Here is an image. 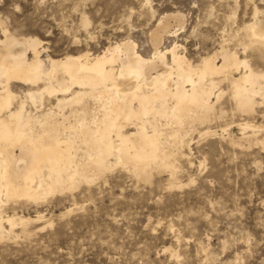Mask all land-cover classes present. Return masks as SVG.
Masks as SVG:
<instances>
[{
    "label": "rangeland",
    "instance_id": "374dc122",
    "mask_svg": "<svg viewBox=\"0 0 264 264\" xmlns=\"http://www.w3.org/2000/svg\"><path fill=\"white\" fill-rule=\"evenodd\" d=\"M0 18L14 35L42 40L43 58L119 41L150 57L151 33L169 21L161 49L177 43L197 63L238 28L264 22V0H0ZM239 51L264 70V47ZM222 87L217 116L198 125L174 178L116 168L39 203L11 200L5 213L45 217L0 238V264H264V144L243 139L238 126H264V104L241 111Z\"/></svg>",
    "mask_w": 264,
    "mask_h": 264
},
{
    "label": "bare ground",
    "instance_id": "6f19581e",
    "mask_svg": "<svg viewBox=\"0 0 264 264\" xmlns=\"http://www.w3.org/2000/svg\"><path fill=\"white\" fill-rule=\"evenodd\" d=\"M0 26V238L45 217L5 213L13 199L39 203L116 168L174 178L198 125L217 116L224 83L241 111L264 104V70L239 51L264 47L263 21L238 28L197 63L177 43L161 49L169 21L152 30L150 57L119 41L94 54L43 58L38 37L14 35L1 18ZM251 123H237L242 138L264 144V126Z\"/></svg>",
    "mask_w": 264,
    "mask_h": 264
}]
</instances>
